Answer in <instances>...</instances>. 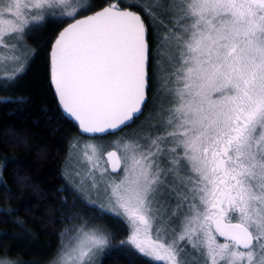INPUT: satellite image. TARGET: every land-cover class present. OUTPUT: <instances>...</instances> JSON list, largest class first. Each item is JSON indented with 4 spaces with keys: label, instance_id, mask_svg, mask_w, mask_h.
<instances>
[{
    "label": "snow or ice",
    "instance_id": "obj_1",
    "mask_svg": "<svg viewBox=\"0 0 264 264\" xmlns=\"http://www.w3.org/2000/svg\"><path fill=\"white\" fill-rule=\"evenodd\" d=\"M94 8L0 0V89L36 55L32 33L58 25L47 42L49 82L63 116L90 137L70 142L79 166L66 174L69 187L125 224L117 250L147 264H264V0H105ZM8 102L20 101L0 100ZM150 102L147 124L109 142L111 150L90 142L116 137ZM5 171L0 195L15 199ZM17 211H0V222ZM114 239L82 220L61 234L51 264H95ZM0 264L18 262L0 256Z\"/></svg>",
    "mask_w": 264,
    "mask_h": 264
},
{
    "label": "trees",
    "instance_id": "obj_2",
    "mask_svg": "<svg viewBox=\"0 0 264 264\" xmlns=\"http://www.w3.org/2000/svg\"><path fill=\"white\" fill-rule=\"evenodd\" d=\"M94 1L97 4L93 10L105 4V0ZM57 27L53 23L32 33L28 43L36 55L29 59L16 82L10 87L5 85L6 91L0 89V100L10 97L12 101H20L0 103V169L6 167L4 180L16 192L15 199H3L0 195V211L20 209L0 222V256L18 264H51L61 245V234L86 220L106 228L115 237L101 264H130L129 257L133 264H147L141 257L117 250L116 245L127 234L121 219L101 215L74 194L65 179L70 142L80 133L75 122L61 113L49 82L47 42ZM152 111L150 102L141 117L117 134L133 129ZM6 157L23 163L6 162ZM13 173H19L29 183L15 184ZM16 221L22 222V226Z\"/></svg>",
    "mask_w": 264,
    "mask_h": 264
},
{
    "label": "rangeland",
    "instance_id": "obj_3",
    "mask_svg": "<svg viewBox=\"0 0 264 264\" xmlns=\"http://www.w3.org/2000/svg\"><path fill=\"white\" fill-rule=\"evenodd\" d=\"M88 3H91L93 5L97 4V1H94V0H87ZM96 6V5H95ZM162 31V29H161ZM153 111L147 115V117L145 119H143L141 121L140 124H138L137 126H135L133 129H129V130H125L123 131L122 133L120 134H117L116 137L114 136H111V137H105V136H97L94 140H91L90 142L92 143H96V144H102L104 145L105 149L106 150H111L110 146H109V142H111L112 140L116 139L117 137H127L129 136L130 134H132L133 132L135 131H138L140 130L141 126L142 125H146L147 122H148V118L150 115H153ZM154 122V121H153ZM80 137V136H78ZM81 141H89L90 138L89 137H80ZM73 156V153H72V150L70 148V151H69V154H68V157H67V160H66V163H65V167H64V175H65V179L68 183V185H72V181L68 178V176L66 175L69 171H71V166H79L78 165V162L72 158ZM91 195V198L95 199L96 200V203L97 204H104L105 206H107V202L105 201L104 199V196H103V193H100L98 196L97 194L93 193V194H90ZM82 221V220H81ZM89 223V225H95V226H99L97 224H94L92 221H87ZM81 223V222H80ZM79 223V224H80ZM71 239V233L69 235L66 236V239L64 240V242H68L69 240ZM109 250H106L105 252H102L100 253L97 258H96V261H95V264H101L102 262V258L103 256L108 252Z\"/></svg>",
    "mask_w": 264,
    "mask_h": 264
},
{
    "label": "water",
    "instance_id": "obj_4",
    "mask_svg": "<svg viewBox=\"0 0 264 264\" xmlns=\"http://www.w3.org/2000/svg\"><path fill=\"white\" fill-rule=\"evenodd\" d=\"M146 107V106H145ZM145 107H144V109H143V112H144V110H145ZM142 116V115H141ZM140 116V117H141ZM125 129V128H124ZM79 130V129H78ZM79 133H80V131H79ZM103 136H105V135H103ZM85 137H89V136H87V135H85ZM90 138V137H89ZM115 175V174H114Z\"/></svg>",
    "mask_w": 264,
    "mask_h": 264
}]
</instances>
